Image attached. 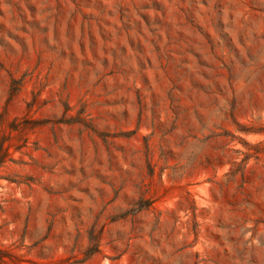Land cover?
Returning <instances> with one entry per match:
<instances>
[{
  "label": "rangeland",
  "instance_id": "1",
  "mask_svg": "<svg viewBox=\"0 0 264 264\" xmlns=\"http://www.w3.org/2000/svg\"><path fill=\"white\" fill-rule=\"evenodd\" d=\"M0 144V264H264V0H0Z\"/></svg>",
  "mask_w": 264,
  "mask_h": 264
},
{
  "label": "trees",
  "instance_id": "2",
  "mask_svg": "<svg viewBox=\"0 0 264 264\" xmlns=\"http://www.w3.org/2000/svg\"><path fill=\"white\" fill-rule=\"evenodd\" d=\"M12 124H14V122ZM11 128H12V130H17V129H15L14 126ZM9 149H10V146L4 149V146L2 144H0V154H1V156H0V168L6 162V158L8 156H10Z\"/></svg>",
  "mask_w": 264,
  "mask_h": 264
}]
</instances>
